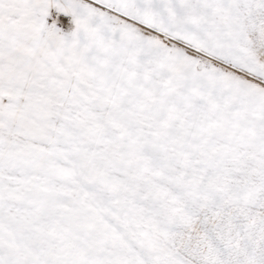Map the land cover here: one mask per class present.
<instances>
[{"label": "snow or ice", "instance_id": "1", "mask_svg": "<svg viewBox=\"0 0 264 264\" xmlns=\"http://www.w3.org/2000/svg\"><path fill=\"white\" fill-rule=\"evenodd\" d=\"M0 264H264V0H0Z\"/></svg>", "mask_w": 264, "mask_h": 264}]
</instances>
